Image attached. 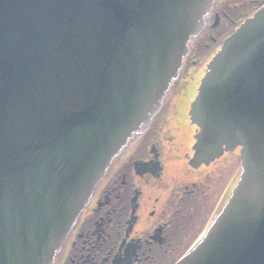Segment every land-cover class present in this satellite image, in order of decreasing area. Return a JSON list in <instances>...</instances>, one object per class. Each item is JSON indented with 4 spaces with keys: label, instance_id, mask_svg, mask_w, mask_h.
I'll return each mask as SVG.
<instances>
[{
    "label": "water",
    "instance_id": "obj_1",
    "mask_svg": "<svg viewBox=\"0 0 264 264\" xmlns=\"http://www.w3.org/2000/svg\"><path fill=\"white\" fill-rule=\"evenodd\" d=\"M215 0H0V264H52L110 162L159 112ZM201 160L240 174L177 264H264V8L191 104Z\"/></svg>",
    "mask_w": 264,
    "mask_h": 264
},
{
    "label": "flooded vegetation",
    "instance_id": "obj_2",
    "mask_svg": "<svg viewBox=\"0 0 264 264\" xmlns=\"http://www.w3.org/2000/svg\"><path fill=\"white\" fill-rule=\"evenodd\" d=\"M182 101L185 96H174L168 111L112 164L59 264H172L196 240L236 162L188 166L192 136Z\"/></svg>",
    "mask_w": 264,
    "mask_h": 264
}]
</instances>
